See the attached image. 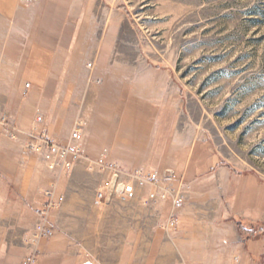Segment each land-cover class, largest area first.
I'll return each mask as SVG.
<instances>
[{"label":"crops","instance_id":"0c3cea01","mask_svg":"<svg viewBox=\"0 0 264 264\" xmlns=\"http://www.w3.org/2000/svg\"><path fill=\"white\" fill-rule=\"evenodd\" d=\"M55 1L64 5L61 27L73 25L69 42L62 38L56 44L36 40V31H40L36 30L39 9L35 4L0 0V105L23 129L29 128L39 110L54 139L71 143L76 128L82 136L84 156L72 175L58 176L59 192L65 198L52 215L54 235L39 245L41 264H258L259 255L244 247L234 221L220 226L224 229L220 233L219 226L204 220L232 215L264 221V179L253 173L227 175L223 169L219 175L190 173L194 165L205 164L196 157L203 146H190L178 132L163 147L152 137L172 101L166 92L172 90L173 79L139 74L140 62L125 58L116 43L121 29L114 26L107 7L99 10L101 0ZM57 33L67 35L61 29ZM105 149L108 162L126 171L159 162L164 170L168 167L183 177L187 192L178 210L177 229L163 227L170 200L142 204L149 185L127 204L117 198L94 203L96 191L108 175L97 167L89 171L88 165ZM217 164L213 160L210 166L214 169ZM37 171L34 158H23L21 142L0 132V207L8 204L10 189L23 198L34 196L39 189ZM87 172L91 175H83ZM206 196L214 197L213 211L202 205ZM223 197L231 205L230 211L225 209L226 215L220 208ZM1 215L0 211V219ZM100 228L106 231L98 232ZM146 229H153V234Z\"/></svg>","mask_w":264,"mask_h":264},{"label":"rangeland","instance_id":"374dc122","mask_svg":"<svg viewBox=\"0 0 264 264\" xmlns=\"http://www.w3.org/2000/svg\"><path fill=\"white\" fill-rule=\"evenodd\" d=\"M37 1L22 0L27 5ZM101 1L97 5L99 10L107 7V11L113 14L114 26L121 29L116 43L125 58L140 62L139 74L173 79L172 90L166 92L171 94L172 101L169 100V109L164 111L162 122L156 124L158 129L152 136L158 138L160 147L166 146L168 137L178 132L185 142H190V146L194 143L203 146L196 157L205 164L194 165L190 173L219 175L223 169L227 175L253 173L264 179V0ZM35 7L39 9L36 30L40 31H36V40L56 44L59 38L67 42L72 39L70 32L73 25L61 27L64 5H58L55 0H43ZM60 29L67 31L65 37L58 36ZM166 86L169 88L170 84ZM39 113L43 115L38 110ZM32 122L28 129L18 125L23 130L21 153L24 133L30 129ZM22 156L25 160L35 159L39 189L29 199L10 189L8 204L0 207V264H22L33 247L31 236L40 219L38 208L44 201V191L52 184H58L59 192L58 176L73 173L60 174L49 170L37 156H25L23 153ZM213 160L218 162L214 169L210 166ZM144 167L169 171L168 167L164 170L159 162L145 163ZM94 169L88 165L89 171ZM44 175L57 176L47 178ZM204 198L202 205L205 210L213 211L214 197ZM124 202L129 203L121 201ZM221 207L224 208V215L227 214L226 208L230 211L231 205L225 197ZM102 215L99 213L100 217ZM231 220L239 233L236 221L244 227H254L251 236L242 233L240 236L244 247L259 255L257 263L264 264V221L252 222L238 216L232 218V215L230 218L204 221L220 227ZM146 230L153 234V229ZM219 230L224 232L221 227ZM99 231L106 229L100 228ZM249 243H252L251 246ZM114 246L120 245L115 243ZM213 247L210 250L214 251ZM236 255L235 261L239 254ZM211 262L216 264L217 261Z\"/></svg>","mask_w":264,"mask_h":264},{"label":"built area","instance_id":"2783aa9c","mask_svg":"<svg viewBox=\"0 0 264 264\" xmlns=\"http://www.w3.org/2000/svg\"><path fill=\"white\" fill-rule=\"evenodd\" d=\"M25 1L31 2L32 0ZM29 87L30 84L26 83V88ZM0 132L13 141H21L23 135V130L1 105ZM24 135L22 153L25 156L39 157L51 171L68 174L84 156L79 128L71 134L73 142L60 143L50 135L44 116L40 113L36 115L30 129L25 131ZM107 156L108 150L105 149L97 159L90 160L91 168L97 167L108 175L97 189L94 203L101 205L113 198L130 201L139 195V190L149 185L151 188L142 196V204L148 206L155 201L170 200L171 208L163 227L166 231L177 229L178 210L183 206L187 192L186 181L183 177L177 176L171 170L137 168L133 171H126L119 165L110 164ZM64 198V195L58 192V184H52L44 191V201L38 208L40 219L31 236L33 247L31 252L23 258L22 264H41L40 242L54 235L55 226L52 215L54 210L61 206Z\"/></svg>","mask_w":264,"mask_h":264},{"label":"trees","instance_id":"16d2710c","mask_svg":"<svg viewBox=\"0 0 264 264\" xmlns=\"http://www.w3.org/2000/svg\"><path fill=\"white\" fill-rule=\"evenodd\" d=\"M236 222H237V226H238L240 233L247 235V237L251 236L254 233V227H251V229H248L247 227H244L243 225H241L239 221H236Z\"/></svg>","mask_w":264,"mask_h":264}]
</instances>
